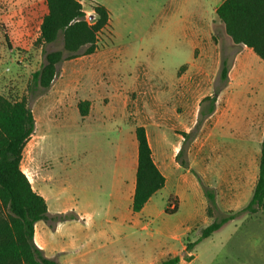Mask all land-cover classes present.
Returning <instances> with one entry per match:
<instances>
[{
  "label": "rangeland",
  "instance_id": "obj_1",
  "mask_svg": "<svg viewBox=\"0 0 264 264\" xmlns=\"http://www.w3.org/2000/svg\"><path fill=\"white\" fill-rule=\"evenodd\" d=\"M79 1L87 22L91 23V2L103 5L106 0ZM29 2L35 5L37 12L26 28L27 35L14 37L0 23V95L10 101L24 99L35 119L36 133L23 149L20 168L36 192L38 186L35 179L41 178L42 171L49 170L54 178V190L50 195L46 193L49 197V217L58 216L59 214L53 213L73 206L75 201L77 207L87 213L96 208L103 209L107 204L105 185L97 182L100 173L95 170L94 165L98 160L101 163L113 161L112 152H107L109 149L105 138H110L117 129H96L92 118H81L77 110L80 100L105 94L109 96L111 104L107 106L101 101L98 104L95 100V113L101 111L112 114L115 117L114 124L122 130L123 136L132 140L135 139L134 130L138 124L134 119L139 118L147 126L155 161L163 155L167 162L176 163L192 179L191 183L185 181L186 186L180 183L176 185V195L179 198L174 196L175 193L168 197V188L157 193L150 208L140 217V226H134L138 217L132 213L130 202L120 201L117 211L128 220L125 224L127 241L124 239L123 243L152 255L149 264H158L175 255L189 257L188 262L181 261V264H264V205L253 215L242 213L227 222L209 238L193 245L189 253L183 251L187 244L195 243L201 231L214 220L237 213L250 200L257 177L260 141L264 133V64L254 57L235 59L230 49L222 52L223 57L231 64V80L236 78L238 83L243 77L245 82L240 90L223 93L220 103L224 113L221 117L240 119L245 115L254 116L250 119L254 121L255 137L248 152L244 150L245 144L237 138L236 152L221 151L213 154L207 150L205 129L202 130L203 121L195 128L194 117L195 124L189 130L193 132V137L188 141H183L182 132L173 128L174 106L170 104L168 94L178 72L185 70L193 62L206 63L209 87L207 91H194L195 107L202 95L206 92L210 95L215 86L213 59L206 62V59H195L182 47L183 43L169 39L168 31L162 33L160 30H163L164 23L168 24V21L159 17L153 0H134V3H129V8H124L120 2L110 4L117 40L102 50L109 43L110 36L108 30L101 32L97 40L98 53L60 63L53 86L41 96H32L28 91L31 75L43 64L44 53L62 50L61 36L50 45L35 44L37 23L42 16L45 0H0V16H6L8 8L14 6V3L24 6ZM20 15L23 16L24 11ZM243 66L246 70L242 74ZM63 71L65 74L62 77ZM133 79L144 81L146 85L139 93L128 92L130 105L125 111L121 96ZM235 92L236 96H233ZM137 96L143 100H139V105L135 106L131 102ZM104 98L106 100L103 102L106 103V96ZM62 99L64 103L61 102L60 108H57L56 105ZM243 100L251 110L244 108L241 114H232L230 106L234 102L238 105ZM136 113H139L137 117L134 116ZM156 114L161 115L160 133L154 129ZM47 120L52 122L45 123ZM91 138L98 139L94 142ZM222 142L228 146L233 144L227 137L222 138ZM181 147L180 160L187 161L191 171L182 169L176 161L175 156ZM98 151L102 153L99 158ZM233 171H236L235 175ZM60 184L66 185L64 193H59ZM203 188L214 194V206L208 204ZM174 204L177 205L176 212L165 214L164 211H171ZM66 215L74 214L68 212ZM41 225L46 226L47 232V227L52 228L56 223L49 220ZM78 227L81 226L63 223L61 234L63 237L71 235L77 241L82 240L80 251H88L89 258L105 256L102 252H97V242L87 246L89 243L83 240L84 236L80 234ZM48 241L55 246V240L50 241L48 238ZM121 243L119 241L117 245Z\"/></svg>",
  "mask_w": 264,
  "mask_h": 264
},
{
  "label": "crops",
  "instance_id": "obj_2",
  "mask_svg": "<svg viewBox=\"0 0 264 264\" xmlns=\"http://www.w3.org/2000/svg\"><path fill=\"white\" fill-rule=\"evenodd\" d=\"M77 1L80 2L79 0ZM153 1L155 2L156 9H158L159 11V17H162L163 21H168V24L164 23L163 30L160 31L164 34L168 31L169 39L171 41H178L180 43H183L182 47L188 50V52H190V55L195 57V59H206L205 62L209 59H213L212 70L214 71L215 79L218 75L220 57L222 56V52L227 51V49H230L233 52L232 57L235 59L243 57H254L260 60L251 48H248L244 45H234L232 43V38L226 34L224 25L216 16V11L226 0ZM113 2H120V4L124 8H129V3H134V0H106L105 3H102V6L107 9L110 16L108 26L104 30L109 31L108 34L110 36V41L107 45L105 44L102 50L108 48V45H113L114 41L117 40L118 37L113 25V15L110 11V4H112ZM91 3L94 4L95 2ZM21 6L15 5L14 3V6L12 5L8 8V14L6 16H0V23L3 24L9 34L14 37L27 35L26 28H28L30 23L32 22L33 14L37 12L35 5L32 2H29L22 7ZM22 11H24L23 16L20 15ZM12 12H14V14H12ZM46 13L47 9L46 5L44 4L42 16L37 23L38 33L36 34V38H38L39 36V27L42 17ZM97 53L98 50H96V52L90 56L96 55ZM245 70L246 67L243 68L242 74L245 73ZM207 72L208 71L206 63L204 65L193 62L189 64L185 70L178 72L177 79L174 82L171 91L168 90L170 104L174 106V117L172 116V120L174 121L173 128H176L182 133H188L196 123L199 105L202 98L211 95H208V92H206L204 95H202L201 99L196 102V106H193L194 91H202L203 89L205 91L208 90L209 83H207L206 80ZM64 74L65 72L63 71L61 74L62 77L64 76ZM244 80L245 79L242 77V80L238 83H236V78L232 81L229 72L228 84L218 96L214 113L205 118L202 122V130L205 129L204 135L206 136V141L208 143L207 150L210 153L215 154L220 153L221 151L236 152L237 138H240V140L245 144L244 150L246 152L249 151V147L251 146L252 140L255 137V127L253 126L254 121L250 119L254 116L249 117L248 115H245L240 119L221 117L224 113V108L220 103V100L225 91L236 89L240 90L244 86ZM145 85L146 83L144 81L139 82L138 79H133L131 82H129L128 87H126V91L121 96L122 106L125 111L126 107L130 105V102L127 98L128 92L135 91L139 93L145 88ZM104 96H106L107 98L106 103L103 102V100H106ZM233 96H236V92ZM63 99L60 100V103L56 105L57 108H60L59 106L62 104L61 102L64 103ZM95 100L98 104L100 101L102 102V104L107 106L111 104L109 96L105 94H98L95 98L80 100L81 102L87 101L89 103V110L87 115L81 118H92L96 129H117V131L113 133L110 138L109 136L105 138V142L107 143L109 151L102 145L108 153L112 152L113 161L111 163H101V161L98 160V163L96 162V165H94L95 170L100 173V177L97 182L99 184L101 183L105 185L107 204L103 209L96 208L93 212L87 213L81 211L77 207V203L75 201L73 206L55 212L53 214L60 215L71 212L74 214V216H76V220L56 223V225L52 228L47 227V232L49 231V233H47L45 230L46 226L44 225L45 227H43L41 225V223L44 222H37L34 226L33 241L35 245L43 252L45 257L55 260L58 264H149L148 261L152 257V255H150L149 253H144V251H139V249H137L136 247H129L128 243H123L124 239L127 241V238H125V224H127L128 220H126L117 211V205L120 201L128 200L131 204L137 166V143L135 139L132 140L126 136H123L122 130L114 124L115 117L112 114H104L101 111L95 113ZM139 100L141 102L143 99L137 96L135 101L131 102V104L138 106ZM242 103H239L237 105L234 102V104L230 106L231 113L234 115H236V112L241 114V110H243L244 108H251L245 100H243ZM252 107L254 108V106ZM178 110H181V113H178ZM137 114L139 113H136L134 116L137 117ZM128 116L130 115L128 114ZM154 120V123L156 124V126H154V129L160 133L161 115L156 114L154 116ZM134 121L138 123L137 126H142L145 129L148 143L152 151L153 161L156 164L158 170L165 178L164 187L160 191L166 190L168 188V197L172 196L173 193H175L174 196H177V198H179L178 195H176V193H178L175 190L176 185L180 183L186 186L185 181L191 183L192 179L188 176V173H184L176 165V163L167 162L165 156L163 155H160V157H158L155 161V154L149 140L147 126L144 125L139 120V118L134 119ZM46 122L50 123L52 122V120H47L45 121V123ZM36 127L37 125L35 123L34 133H36ZM31 137H33V135ZM224 137L230 138L233 144L230 146L224 145L222 142V138ZM263 137L260 141V145ZM96 139L98 138L92 139V141L95 142ZM232 148H234L235 150H232ZM97 154L98 158L102 155L101 151H98ZM235 173L236 171H233V175H235ZM35 183L38 186V191L35 192L45 200L48 211L49 197L46 195V193L50 195V192L54 190L52 189L54 178L49 174V170L42 171L41 178L35 179ZM60 185L61 188L59 189V193H64L66 191V185ZM160 191H158L157 193H159ZM156 194H154L148 200L140 213L135 214L138 217V221L136 222V224H134L135 227L140 226V217L143 216L145 210L150 208V203ZM48 214L51 213L48 212ZM131 221H133V219H131ZM63 223H69L72 226H81L78 227L79 232L84 236L83 240L89 243V245L87 246H90V244H92L93 242H97V247H99L97 252H102L101 254L108 256H106L105 258V256L101 257L100 255H98L95 258H89L88 251H80V243L82 240L77 241V239L71 235L66 237L62 236L61 225H63ZM48 238L50 241H56L55 246H52L49 243ZM119 241L122 243L120 245H117ZM181 261L179 264H181Z\"/></svg>",
  "mask_w": 264,
  "mask_h": 264
},
{
  "label": "trees",
  "instance_id": "obj_3",
  "mask_svg": "<svg viewBox=\"0 0 264 264\" xmlns=\"http://www.w3.org/2000/svg\"><path fill=\"white\" fill-rule=\"evenodd\" d=\"M45 5L47 13L42 17L35 44L50 45L61 36L62 50L44 53L43 64L31 75L28 91L32 96H41L51 88L60 63L94 54L98 35L108 26L110 18L107 9L98 3L92 5L91 23L87 22L82 5L77 0H45ZM216 16L234 45L251 48L264 63V0H226L216 11ZM230 68L231 64L222 55L211 95L200 102L195 128L214 113L218 96L228 84ZM77 110L84 117L88 113L89 103L79 102ZM34 131L35 119L25 100L10 101L0 95V264H58L45 257L35 245L34 226L37 222L49 220L55 223L76 220V216L66 214L49 217L45 200L32 189L20 168L23 149ZM134 135L137 166L130 209L136 214L164 187L165 178L153 161L145 129L137 126ZM181 137L183 141H188L192 139L193 132L181 133ZM181 155L182 147L175 156L176 161L182 169L191 171L187 161L180 160ZM197 182H200L199 179ZM203 195L210 206L215 205L211 190L203 188ZM263 205L264 137L260 145L257 177L247 205L237 213L214 220L201 231L195 243L186 245L184 252L189 253L193 245L209 238L238 215H253ZM171 207V211L165 210L164 213L174 214L177 205ZM181 260L188 262L190 259L174 256L158 264H179Z\"/></svg>",
  "mask_w": 264,
  "mask_h": 264
}]
</instances>
